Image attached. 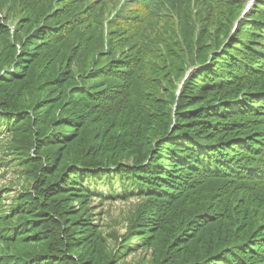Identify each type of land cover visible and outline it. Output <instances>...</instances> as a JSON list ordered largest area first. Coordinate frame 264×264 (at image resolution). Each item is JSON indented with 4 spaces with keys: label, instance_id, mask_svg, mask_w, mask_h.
<instances>
[{
    "label": "trees",
    "instance_id": "1",
    "mask_svg": "<svg viewBox=\"0 0 264 264\" xmlns=\"http://www.w3.org/2000/svg\"><path fill=\"white\" fill-rule=\"evenodd\" d=\"M120 1L0 0V264H264V0Z\"/></svg>",
    "mask_w": 264,
    "mask_h": 264
},
{
    "label": "rangeland",
    "instance_id": "2",
    "mask_svg": "<svg viewBox=\"0 0 264 264\" xmlns=\"http://www.w3.org/2000/svg\"><path fill=\"white\" fill-rule=\"evenodd\" d=\"M245 5L250 3V6L254 4V0H244ZM238 19L234 23V27L231 30V36L237 32ZM193 66H190L188 70V74L192 70ZM19 170L16 167L9 166V168H0V227L3 225L4 221L8 217V209L12 204L13 197L17 194V191L20 188V185H26L21 180V175H19ZM11 186L12 188L8 191H2L8 189L7 187ZM138 201L137 198H131L129 200H114L108 202L100 203L97 198L93 200V205L99 206L96 210V213H99L100 216H97V220L103 226L104 232L108 233L109 240L105 247H115V239L114 237H110L112 231L118 232V237L121 236L125 232V225L127 216L130 211L133 210L135 203ZM114 234H112L113 236ZM115 236V235H114ZM116 236V237H117ZM137 249L134 253L129 254L126 257V261H134L138 259L140 256H144L146 258H150V249L143 246L142 239L136 240Z\"/></svg>",
    "mask_w": 264,
    "mask_h": 264
},
{
    "label": "clouds",
    "instance_id": "3",
    "mask_svg": "<svg viewBox=\"0 0 264 264\" xmlns=\"http://www.w3.org/2000/svg\"><path fill=\"white\" fill-rule=\"evenodd\" d=\"M130 1V0H129ZM108 22V21H107Z\"/></svg>",
    "mask_w": 264,
    "mask_h": 264
}]
</instances>
